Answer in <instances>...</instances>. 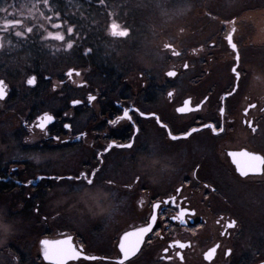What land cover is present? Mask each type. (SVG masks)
I'll return each instance as SVG.
<instances>
[{
	"label": "flooded vegetation",
	"instance_id": "1",
	"mask_svg": "<svg viewBox=\"0 0 264 264\" xmlns=\"http://www.w3.org/2000/svg\"><path fill=\"white\" fill-rule=\"evenodd\" d=\"M50 3L54 5L52 13L43 0H22L0 11V24L20 20V31L33 27L26 42L4 34L6 46L0 49V79L8 87V96L0 101V124L16 125L0 144L13 138L26 146L5 151L14 156L11 159L0 157V210L9 224L14 219L12 213L17 217L15 228L0 232V264H48L40 241L68 236L87 255L114 260L119 255L118 240L123 232L142 226L151 215V204L173 195L182 207L194 209L195 215L185 217L188 223L181 225L167 219L177 209L166 206L163 225L145 237L140 252L131 257L132 264H262L264 174L241 177L229 153L264 155V0ZM57 10L65 22L62 29H52L46 19L52 15L51 22L55 23ZM41 24L44 29L65 33L69 26H75L79 35H74L73 48L65 50L61 42L42 41ZM109 25L113 32L117 25L128 29V35H110ZM233 27L238 62L225 39ZM166 45H173L180 55L173 56ZM89 48L92 51L86 54ZM193 49L198 52L193 54ZM60 57L67 58L61 63L68 62V69H60ZM185 62L187 69L183 67ZM43 63L52 65L54 71H44ZM233 67L240 70L239 81ZM69 69L78 70L80 75L69 79ZM169 70L177 75L167 76ZM32 75L37 77L35 86L26 83ZM61 81L64 83L54 91L52 85ZM170 91L172 97L167 95ZM229 91L234 95L222 101ZM89 95L97 99L89 103ZM189 98L193 107L202 103L201 109L177 113L176 109ZM74 99L82 103L73 106ZM250 104L255 107L245 115L244 109ZM222 105L225 116L221 120L218 110ZM126 107L156 113L176 133L217 120H221L224 131L214 134L204 128L173 141L154 119L138 114L133 116L134 126L127 120L116 125L108 123L122 115ZM44 112L56 116L49 135L42 136L55 154L52 172L44 171L37 161L39 157H33L36 153L41 157V150L27 147L41 141L33 138L40 132L34 124ZM64 123H70L72 129H65ZM80 132L87 136L77 140ZM57 135L61 141L52 138ZM130 138L134 139L131 149L113 147L104 152L113 140L126 144ZM97 168L94 185L107 196L90 201L85 191H95L93 186L66 178ZM57 176L65 179H53ZM108 179L113 180L112 185L106 183ZM45 186H55V217L40 211ZM181 186L183 190L177 194L175 189ZM75 200H84L82 216L59 206L63 201L72 210ZM231 220L236 221L234 228L228 227ZM174 240L188 246L183 250L169 248L166 254L164 248ZM216 244L220 247L213 260H205L204 253ZM176 251L182 252V262L175 257ZM166 255L173 259H165ZM69 264L108 262L80 260Z\"/></svg>",
	"mask_w": 264,
	"mask_h": 264
},
{
	"label": "snow or ice",
	"instance_id": "2",
	"mask_svg": "<svg viewBox=\"0 0 264 264\" xmlns=\"http://www.w3.org/2000/svg\"><path fill=\"white\" fill-rule=\"evenodd\" d=\"M99 2H103V0H99ZM44 6L47 8L49 13L53 12L54 5L50 3V0H43ZM41 16H44V13H41ZM46 19L50 22V27L52 29H62L64 27L63 21H61V12L59 10L55 11V23H52L53 16L49 15L46 17ZM23 22L20 20L16 21H9L5 20L2 24H0V49H4L6 46V42L4 40V34H9L11 36H14L15 38H20L21 41L26 42L31 34H33V27H27L23 31L19 30V26ZM233 24H235V21H232ZM41 29H44V25L38 26ZM11 29V31H9ZM236 32L235 27H233L228 35L225 37L227 40L229 46L233 49L234 52H236V61H239V54L237 50V44L233 40V34ZM67 34V36H66ZM109 34L116 36L119 35L121 38L126 37L128 35V29L126 28H120L117 25V30L115 32L112 31V25H109ZM78 38V32L75 29V26H69L65 31H50L48 29H44V34L41 35V40L44 42L47 41H57L61 42L63 44V47L65 50H70L73 48L75 43V38ZM8 45H11V40L7 41ZM48 47H51V45H47ZM167 48L172 50L173 56H178L180 53L175 50L173 45H166ZM59 50V49H57ZM200 50V49H199ZM92 51L91 48L86 50V54L90 53ZM198 52L197 49H193V54H196ZM183 67L187 69L189 67L188 63L185 62ZM232 72L234 73V76L237 81L240 79V70L238 67H233ZM79 76L80 72L76 69H69L66 73V76L71 79L73 75ZM169 77H175L177 75V72L175 70H169L166 73ZM74 82V81H73ZM26 83L29 86H35L37 84V77L35 75H32L27 78ZM64 82L61 81L59 84H53L52 88L55 91L57 87L62 85ZM235 87V86H234ZM169 97L173 96V92H168L167 94ZM234 95V91H229L225 94V96L221 97V100H226L229 96ZM8 96V87L7 84L3 79H0V101H4L5 98ZM88 102L91 103L92 101H95L97 99L96 96L89 95L87 97ZM207 98H205L206 102ZM81 100L74 99L71 101V104L73 106L81 104ZM202 107V103L196 104L194 107L192 106L191 98L184 101L183 105L178 107L176 109L177 113L180 114H186L193 111H199ZM255 104L248 105L247 108L244 109L245 115H247V112L250 108H254ZM219 116L221 120L225 116V107L222 105L219 107ZM135 114H138L140 117L145 118H151L154 119L157 125L165 130V134L170 140L177 141L180 139H186L189 136H191L193 133H197L201 131L204 128L210 129L214 134H219L224 131V128L222 126L221 120H217L215 123H204L200 127H191L187 130H184L182 132L176 133L173 131L172 128L169 127V124L167 122H164L160 119V117L156 113H145L141 111L139 108H124L122 115H119L115 117L112 120H109L108 123L111 125H116L121 120H127L135 125V121L133 119V116ZM67 115V113H65ZM56 120V116L53 114H50L48 112H44L42 115L38 116L36 118V123L34 124V128L38 129L40 133H42L44 136L49 135V126L54 124ZM246 123H249V126L251 127V123L249 121H245ZM63 127L65 129L71 130L72 125L70 123H64ZM255 131V128L252 129ZM140 129L138 127L135 128V132L139 133ZM86 132H80L78 136L75 138L77 140L82 139L83 137H86ZM56 141H61V137L59 135L52 137ZM134 139L130 138L129 142L126 144L117 143L116 141H112L107 145V147L104 149V152H107L111 150L113 147L115 148H127L131 149L133 147ZM102 156L103 153H100ZM229 155L233 158V163L236 165V171L239 173L241 177H249L250 174H264V155H259L256 153H251L248 151H241V152H231ZM153 164L156 163V161L152 162ZM99 172V169H93L91 172H81L75 177H67L68 180H82L86 182L87 185L93 186L95 188V191H89L86 189L85 194L91 196L93 200H102L103 198H106L107 193H104L102 188H96L94 185V181L97 179V173ZM39 179H44V177H39ZM53 179H65V177H54ZM136 180L139 181L140 177H136ZM29 185L32 184V181L29 180L27 182ZM108 185L113 184V180L108 179L106 181ZM126 187H131V185H127ZM205 187H210V185H205ZM183 190V186L178 187L175 189V192L177 194L181 193ZM215 189H213L214 191ZM186 199V198H185ZM165 206V207H162ZM168 205H172L177 209L176 213L174 215H171L167 217L170 221H177L181 225H186L188 223V220L185 219L187 216H194L195 210L194 209H188L185 207H182L181 204L177 202V196H168L161 200H156V202L151 204L152 212L151 215L146 219L145 223L142 226L133 227L131 230L124 231L123 234L119 237L118 240V249H119V255L114 260L110 257H97L93 255H87L82 246H76L72 243V237L68 236L65 239L62 240H49V239H43L40 241V244L42 246V256L45 261L48 262V264H69L70 261H80V260H87V261H101V262H108V264H132L131 257L136 256L138 252L141 250V246L145 243V237L149 233H153L154 229H157L161 227L165 220L166 212L168 211L167 207ZM236 225L235 220H231L228 224L229 228H234ZM10 230V226L3 221H0V232L7 233ZM156 236H160L159 231H155L154 233ZM185 243H182L179 240H174L169 244V247L164 248V252L167 254L169 252V248H179L183 250L185 247H187ZM220 247L219 244H216L209 248L204 253L205 260L211 261L214 258L215 253L217 252V249ZM228 254H231V249H228ZM175 257H178L179 260L182 262L184 260V256L182 255L181 251H176L174 253ZM165 259L171 261L173 259L172 256H165ZM264 264V262H262Z\"/></svg>",
	"mask_w": 264,
	"mask_h": 264
},
{
	"label": "rangeland",
	"instance_id": "3",
	"mask_svg": "<svg viewBox=\"0 0 264 264\" xmlns=\"http://www.w3.org/2000/svg\"><path fill=\"white\" fill-rule=\"evenodd\" d=\"M16 1L17 0H0V11L4 10V9H9L14 4L15 5H19L22 2V0L18 1V3H16ZM64 58L67 59L66 57H64ZM64 58L60 57L59 63H61L63 60H65ZM18 62L19 61L17 60V63ZM30 67H31V64H29L28 71H30ZM68 67H69V64L66 61L64 63H61V65H60V69L64 68V70H65V69H68ZM13 68H15V67H13ZM41 68H43L44 71H54L53 66L50 65V64L46 66L45 63H43V66H41ZM15 130H16V125L15 124H11V123L0 124V139L3 140L5 138H7L9 133L13 132ZM42 136H43L42 133L36 132L33 135V138L41 140L40 143L32 145V146H27V147L39 148V150H41L40 151L41 152V157L39 156L40 154H37V153H36V156H33V157H39V158H37V161H40L42 166H44V169H45L44 171L52 172L55 169V154L52 153L53 151H51V146H50L51 144L48 145L46 143V140L42 141V139H43ZM20 146L23 147V148L26 147L20 141L14 140L13 138L9 139L6 144L1 143L0 144V149H1L0 153H3V154H0V157L4 158V159H11L14 156L12 154L6 155L5 151H9V150L14 149V148L18 149V147L21 148ZM45 153H49V154H45ZM27 154L29 156H32L31 153H27ZM91 191L94 192V190H91ZM42 200H43L42 209H40V211L43 212L44 214H47V215L49 214L51 217H53V216L55 217V186H48V187L45 186L44 187ZM63 201H61L59 206H60V208H64L65 211H67L69 213L75 211L76 213L80 214L81 216L85 213V208L86 207H85V204H84V200H82V201H79V200L76 201L75 200L76 207H73L72 210H71L70 207H65V203H63ZM90 201H96V200L92 199ZM80 205H83L84 207L80 206ZM12 206H14V205H12ZM12 211H13V209H12ZM3 214H4V211L0 210V221H3L4 223L8 224L12 228H15L16 227L15 225H17V221L15 219L17 217L15 216V213H12V216H13L14 219H12V223L11 224H9L7 221L4 220ZM51 226L55 227L53 225H51Z\"/></svg>",
	"mask_w": 264,
	"mask_h": 264
},
{
	"label": "water",
	"instance_id": "4",
	"mask_svg": "<svg viewBox=\"0 0 264 264\" xmlns=\"http://www.w3.org/2000/svg\"><path fill=\"white\" fill-rule=\"evenodd\" d=\"M52 240V239H51Z\"/></svg>",
	"mask_w": 264,
	"mask_h": 264
}]
</instances>
